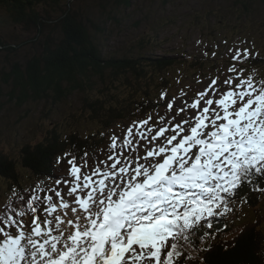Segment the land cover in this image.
Listing matches in <instances>:
<instances>
[{"label":"snow or ice","instance_id":"snow-or-ice-1","mask_svg":"<svg viewBox=\"0 0 264 264\" xmlns=\"http://www.w3.org/2000/svg\"><path fill=\"white\" fill-rule=\"evenodd\" d=\"M229 53L234 62L258 56L248 48ZM244 71L234 63L228 72L235 76L223 81L228 91L213 89L212 79L191 104L183 101L177 116L189 107L198 111L178 122L171 115L176 98L165 100L161 92L168 112L155 121L150 113L120 133L101 132L108 154L94 153L87 173L88 151L79 157L66 151L56 157L57 165L69 166L56 187L13 188L14 199L0 212V264H178L192 238L213 235L210 218L233 212L243 185L264 180V82L241 78ZM209 90L220 98L205 99ZM61 185L75 206L63 199ZM54 198L74 215L52 216ZM29 214L30 230L23 219Z\"/></svg>","mask_w":264,"mask_h":264},{"label":"trees","instance_id":"trees-1","mask_svg":"<svg viewBox=\"0 0 264 264\" xmlns=\"http://www.w3.org/2000/svg\"><path fill=\"white\" fill-rule=\"evenodd\" d=\"M132 1L0 0V9L12 22L13 29H23L28 35L12 42L0 36V52L7 51L9 56L24 45L33 44L37 48L22 62H9V70L3 72L0 80V97L4 95V87L9 88L8 95L15 98L17 106L45 99L57 104L69 96L83 94L81 106L100 129L72 131L64 137L53 129L43 140L24 144L19 160L0 154V176L8 181L9 191L27 189L19 180V164L35 179L53 176L55 171H60V165L55 163L58 155L67 151L79 157L84 150L89 154L99 151L106 144L101 132L108 133L116 126L125 125L127 120L144 119L150 113L167 108L160 95L165 92V100L174 97L172 88L176 84L174 78L169 77L173 68L183 67L192 73L205 68L208 59L204 53L131 52L134 47L109 53L111 30L105 21L100 18L94 21L90 17V13H94L90 5L96 4V9L102 13L103 8L107 7L108 11L113 5L128 9ZM239 1L245 4V0ZM84 9L90 12L81 11ZM51 10H59V13L52 15ZM248 11L245 6V13ZM51 26L53 31L46 33ZM147 36L148 39H141V49L156 39L157 30L149 31ZM213 46L226 49L229 44L216 42ZM260 61H264V57L253 59L254 64ZM95 89L96 93H92ZM261 187L264 180L256 185L245 184L235 199L241 201L240 197L246 196L245 202L255 207L264 193L259 190ZM210 221L213 235L192 238L182 250L178 264L189 261L191 264H264V232L259 223L224 219V216L210 218Z\"/></svg>","mask_w":264,"mask_h":264},{"label":"rangeland","instance_id":"rangeland-1","mask_svg":"<svg viewBox=\"0 0 264 264\" xmlns=\"http://www.w3.org/2000/svg\"><path fill=\"white\" fill-rule=\"evenodd\" d=\"M245 6L249 9L246 13ZM90 10L94 12L90 13V17L94 21L100 18L102 22L105 21L108 24V30H111L107 45L109 53L116 50L128 51L132 47H134V50L131 52L145 51L156 54H173L184 51H190L192 54L201 53L202 49L207 51L208 61L202 71L192 73L179 66L170 71L171 76L169 77L174 78L176 84L172 88L173 93L176 92V96H179L181 90L186 93L185 97H179L174 102L175 106L171 110V115L176 116L175 122L188 119L197 113L198 110L189 107L186 112H182L177 116L176 110L184 106L183 101L191 104L196 99L197 93L208 88L212 79L217 80V84L212 86L213 89L219 86V91H228L229 86L225 85L223 81L229 76H235L234 72H228V68L234 63L237 71L240 69L245 70L241 78H247L251 75L257 84L264 82V61L254 65L248 59L243 62H234L231 59L234 53L228 54L226 50L217 49L213 46L216 42L226 41L231 43L230 49L248 48L250 52L258 53V57H264V3L262 0H245V4L239 0H133L131 7L128 9H119L113 5L108 11L107 7L103 8L104 11L101 13L96 9V4H91ZM81 11L90 12L85 9ZM57 13H59V10H51L52 15H57ZM108 13L114 17H111ZM53 29L54 27H49L46 33L52 32ZM151 30H155V32L157 30L156 39L151 41L144 49H141V39H148L147 33ZM0 36L5 37L9 42L28 38L23 29H13L12 22L9 21L4 10L1 9ZM33 46V44L24 45L18 48L19 50L16 53L13 52L15 54L11 53L12 55L9 56L7 51L0 52L1 81L3 72L9 70V62H22L24 58L31 56L36 51L37 48ZM213 52L216 53L215 56L212 55ZM214 60L217 62L215 63ZM219 62L220 64H218ZM221 64L223 69L219 67ZM176 80L179 81V86ZM236 83H239V81L233 80V88ZM0 86H2L1 82ZM178 87L180 88L176 91ZM8 90V87H4V95L0 97V154L19 160L20 149L24 144H33L43 140L49 136L53 129L64 137L69 132L80 130L85 132L96 126L95 119H91L88 112L81 106L83 94L69 96L68 99L57 104H52V102L45 99L17 106L15 98L8 95ZM92 93H96V89ZM209 97L213 99L220 98L219 94L213 96L212 90H209L205 99ZM201 104H203V101H201ZM212 107H216V105ZM167 112L168 110H165L159 114L165 115ZM156 115L157 113L153 115V121L156 120ZM128 121H126L124 128L133 122ZM151 123L152 121L149 122V125ZM120 131L121 129L116 130L117 133H120ZM94 153L88 155L87 167L82 168V172L87 173L94 167L95 157H91ZM107 154L105 150L102 155L97 154L96 157L105 159ZM68 167L65 165L61 175L55 176L54 180L66 177ZM18 168L24 182L32 185L36 183L35 178L29 175L20 164ZM7 183L6 179L2 180V177H0V207L9 199V190L6 188ZM32 185L27 188H32ZM47 186L51 187V184L48 183ZM59 190L63 199L71 206H75L73 204L74 197L67 195L63 185L59 186ZM176 190L183 191L179 187ZM54 202L58 206L52 216L59 214L63 217L65 213H68L69 216L74 215L69 210L60 208L59 201L56 198H54ZM230 207L233 208V212L224 216V219L259 223L264 232V193L255 207L238 200ZM39 215L43 220V215L41 213ZM51 218L49 216V219ZM26 225L30 230L31 221H28ZM65 234L67 235V233Z\"/></svg>","mask_w":264,"mask_h":264},{"label":"bare ground","instance_id":"bare-ground-1","mask_svg":"<svg viewBox=\"0 0 264 264\" xmlns=\"http://www.w3.org/2000/svg\"><path fill=\"white\" fill-rule=\"evenodd\" d=\"M57 213H58V211H57ZM59 215V214H58Z\"/></svg>","mask_w":264,"mask_h":264}]
</instances>
